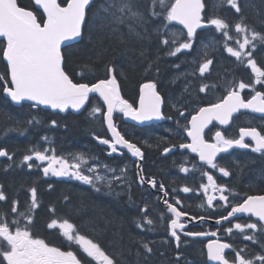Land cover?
Masks as SVG:
<instances>
[{"label": "snow or ice", "instance_id": "6c2138e0", "mask_svg": "<svg viewBox=\"0 0 264 264\" xmlns=\"http://www.w3.org/2000/svg\"><path fill=\"white\" fill-rule=\"evenodd\" d=\"M94 3L95 0H66V2L64 0L61 2L34 0L37 6L35 11L40 12L38 16L33 10H26L20 6L18 0H0V38H3L0 54L7 66V71L0 75V81L3 82L0 83V88L6 98H10V101L16 105L32 102L31 107L33 108L45 105L64 112L69 108L76 111L86 108L91 102V94H96L103 101V105H94L89 115L93 119L97 118V114L102 117L111 133V139L95 134L93 138L101 145L108 147L109 156L118 153L120 149H127L132 157L143 159L144 154L141 148L117 131L114 113H122L124 117H131L140 122L172 120V116H166L162 112L161 105L164 99L157 90V84L153 81L140 84L139 106L133 107L121 96L117 77L114 75V65L106 66V78L98 79L95 83L74 82L65 68L66 57L63 55V48L70 46V43L66 42L83 39L84 28L87 27L90 41L93 39L92 33L96 32L115 37L123 43L125 41L124 29H126V35L137 41L150 42L153 36L157 37L158 44L167 49L165 55L176 57L193 48L198 29L214 28L224 41L223 51L235 58L237 66L250 69L254 79L251 82H245L244 79L236 81L233 77V80L228 81L225 86L226 95L218 97L215 103L195 108L194 114H191V118L188 119L186 116L188 108L197 101L203 100L199 97V93H206L217 88L215 82H204L207 75L211 74L210 66L214 65V60L207 58L208 53L204 51L198 68L194 67L191 71L176 76L173 83L181 77L185 78L186 82L183 92L173 101L172 107L178 113L177 128H182L186 137L191 141L190 143H179L178 148L190 150L202 162L199 166L193 163V170L200 171L202 177L207 178V184L201 183L200 185L205 195L209 189L219 193L218 198L214 195H207L208 208L222 207L226 212V215H219L215 221L216 224L223 227L222 222L231 223L230 218H238L237 214L240 213L248 214L249 219L256 218L252 222L234 223L224 230L229 236L233 235L234 229L238 230L239 233L244 234L243 240L259 244L260 252L249 258L246 256L247 245L237 248L233 244L213 240L206 246L207 259L215 264H257V262L264 264V241L259 240L256 235L258 232L264 234V194L246 195V198L240 202L239 193L225 184H217L213 175L203 170V166L206 165L208 168L218 169L224 177L230 176V171L219 165L217 158L219 153H227L233 147L250 148L253 153L264 157V134L256 127L240 128L239 138H226L222 131L217 130L214 134V142L210 143L205 139V129L212 121H217L220 125H228L233 114L241 109H248L264 117V91L255 88L256 84L264 85V65H259L255 58L257 51L255 42L264 43V34L245 23L246 17L241 14L242 9L238 0H215L214 4L216 9L225 3L234 9L239 15V19L234 24H230L219 16H209L205 12L206 4L203 0H147V9L140 6V0H102L93 10ZM173 22L182 25V29L178 32L173 31ZM261 23H264V20ZM233 29L239 37L235 39V46L227 43L233 40L231 34ZM215 43L219 44L220 40L217 39ZM208 47V44L204 45L205 49ZM140 55H144L143 50ZM159 60L160 56L157 55L153 61H149L145 71H151ZM192 63L195 65L196 60ZM174 67L179 68L180 65L177 64ZM225 71L228 70L225 69ZM157 72H159L158 67ZM189 76L193 80H201L198 92L191 90L193 80H188ZM245 89H251L254 94L247 99L242 97L241 93ZM181 101L184 102L181 103ZM105 106L106 111L103 110ZM180 118H184L187 123L181 125ZM27 123L33 124L39 121L33 117ZM51 124L57 126V121L53 120ZM176 135L179 136L180 133L177 132ZM245 137L250 138L253 143H246ZM42 139L47 141L48 138L43 137ZM145 143L147 144V141ZM148 146L151 147L150 144ZM176 147L175 144H169L168 147L163 148L162 155L171 153ZM28 152L30 154L23 156L22 163L26 164L30 170L33 167L39 168L44 177L49 175L57 178L67 177L89 186L95 192H101L106 188L108 194L115 193L117 197L127 194L129 203H134L132 186L126 183V168H121L118 175L115 168L100 164L97 157L87 153L70 154L72 162H69V159L63 156L46 154L55 153L53 148L40 150L33 146L28 149ZM0 157L14 162V154L9 153L3 147H0ZM184 159L188 158L184 157ZM33 161L38 163H33ZM45 162L46 166H44ZM10 167L11 165H5L4 171H8ZM137 169V177L141 186L146 183L152 189L163 192L164 197L169 195L165 184H158L154 177H146L141 165L137 164ZM179 171L189 173L190 169L181 164ZM117 184L122 186L121 191H115ZM125 186L126 192L123 190ZM48 188L52 189L53 185L48 184ZM28 191L30 204L24 211L20 210L19 202L15 199L11 201L10 209V213L14 215L0 210V264H82V260L78 259L73 251H62L59 247L50 246L44 239L34 235L32 231L35 224L34 214L39 207L37 188L31 187ZM172 191L173 193L177 191L189 193L193 189L184 186L179 190L173 188ZM173 199L175 205H181L180 199L175 196ZM7 200L3 185H0V201L7 202ZM64 200H69V197L64 196ZM214 200H218L217 205L213 204ZM143 203V207H138L141 218H133V223L141 230L152 231L155 219L148 214L149 203L146 201ZM163 204L166 207V213L171 215L168 218L165 212H160L159 219L161 221L167 219L169 235L176 241V247L179 248L181 236L178 230L185 229L181 218L187 213L178 209L168 199H163ZM49 211L54 212V209L50 208ZM191 219H196V217ZM199 219L203 221L206 217L200 216ZM145 225L148 226L146 229ZM47 227L48 229L58 228L66 241L78 245L85 254L83 264H92L93 261L95 264H115L114 258L108 255L98 242L80 234L77 227L68 219H52ZM246 230H250L252 234H245ZM183 235L196 237L209 234L183 231ZM210 235L216 236L217 233L212 232ZM139 243L147 259L153 253V248L150 247L152 242L141 239ZM226 249H231L235 253L233 258H228L229 254L225 252ZM137 255L139 256V252ZM180 259L181 256L177 253L176 260Z\"/></svg>", "mask_w": 264, "mask_h": 264}, {"label": "trees", "instance_id": "16d2710c", "mask_svg": "<svg viewBox=\"0 0 264 264\" xmlns=\"http://www.w3.org/2000/svg\"><path fill=\"white\" fill-rule=\"evenodd\" d=\"M100 2L102 0L95 1L93 10ZM140 3L145 6H141L142 8L147 9V0H140ZM18 4L26 10H33L36 15H40L34 10L31 0H18ZM258 20L261 23L264 19L260 16ZM124 31L125 41L123 43L115 37H108L105 34L96 32L92 33L93 39L90 41L88 28L85 27L84 38L77 45L63 50V55L66 57L65 68L70 78L74 82L94 83L106 76V66L114 65V74L121 85L124 96L135 97L139 85L152 81V78H155L159 82L158 89L161 91L164 85L163 79L169 75L170 70L167 71L165 63L161 62L162 57L158 52V44L156 43V47L153 49V44H155L153 37L150 42L147 40L137 41L135 38L126 35V29ZM0 46H2V42H0ZM142 50L144 51L143 56L140 55ZM157 55L160 56L158 64H155L151 71L146 72L145 69L149 61H153ZM157 67L159 68V72H157ZM170 68L171 65L169 66ZM175 75L173 74L169 78L173 79ZM161 94L163 95L162 92ZM3 101L4 99L0 95V145L5 143L3 137H9L10 132L18 135L21 133V128L23 127L20 125L14 126L10 123L13 114L5 112ZM94 102V100H91L81 114H57L54 118L47 121L56 120L59 124L56 126V132L59 135L57 149H59V152L63 156L70 155V151H74L73 153H83L86 148L92 156L99 159L105 158L104 150L102 151V148L96 143V139L93 138L94 134L102 137L104 131L102 117L97 114V118L93 119L89 115ZM44 114L43 112V116ZM28 134L34 141V134L31 132ZM140 147L144 152L147 165H153L156 170H164L162 165L153 163V158L147 149H144L142 146ZM164 147L166 146L162 140L157 141L152 146V148H156L159 152ZM4 148L12 151L15 157H18L22 152L24 153L25 149L22 141L15 137L8 140ZM111 159L116 160V157L108 158L106 161L110 162ZM7 164L8 162L5 160L0 163V184L3 185V190L8 197L6 205L0 204V207L4 206L8 208L7 204H11V198H27L25 191L33 183V180L28 176L20 177L19 175L23 172L16 167L4 171V166ZM68 188L69 186L66 187L58 183L50 193H44V188L39 190V197H41L42 201L41 207L36 214V224L39 225L41 231L45 230V221L49 216L48 208H52L57 213L56 219L58 220L73 218V223L79 229V232L82 231L87 238L98 242L100 246L104 245L109 255L116 260L117 264L168 263L170 258L165 259L164 255H161L163 251L158 250L157 245L153 244L155 241L165 243V236L156 238L157 240L155 239L154 242L151 239H143L139 231L136 232L132 229L131 212L114 197V194L111 198H105V196L109 195L103 196V190L95 192L91 188L76 187L72 193ZM64 196H68L69 200L65 201ZM136 202L138 207H143L142 198H140L139 194H137ZM141 239L152 242L150 247H154V253L149 255L147 259H145L144 249L139 243ZM138 252L139 256L137 255ZM174 254L177 253H173L172 257H174ZM191 254L195 255V252L192 251Z\"/></svg>", "mask_w": 264, "mask_h": 264}, {"label": "flooded vegetation", "instance_id": "af4514ba", "mask_svg": "<svg viewBox=\"0 0 264 264\" xmlns=\"http://www.w3.org/2000/svg\"><path fill=\"white\" fill-rule=\"evenodd\" d=\"M238 3L240 4L243 11L245 10L246 12H248V16H247L246 20L248 22H251V23L256 22V21H254L256 15H254V16L251 15L253 11H257V10L258 11H264V0H244V1L238 0ZM207 7H208V5H207ZM210 7H211L210 10L212 9V12H216V13L224 11L226 8L231 9L230 6H228L227 4H224L219 9H216L214 7V5H212ZM262 17L264 19V16H262ZM258 25L262 29L261 34H264V23L259 22ZM218 54H219L218 52L208 54L207 58L215 59V62L217 63L218 57H216V56ZM255 54L259 60L263 61V59H264V47L262 46V48H257V51ZM195 58H196V60L199 61L200 55L196 56ZM162 61L165 63L166 66H168L167 71L170 70L169 76L173 75L171 73V68L169 69L170 62H168V65H167V62L165 60L161 59V62ZM189 63L191 65V62H189ZM260 65H264V63L260 64ZM215 70H216V68L213 69V71H215ZM172 81H173V79H171V78L165 79L164 80V87L165 88H168L170 86L173 87L172 91H170L172 93V98H173L174 94H176L177 92H180L182 90H179V89L176 90L177 87L174 86L176 84V82L173 83ZM171 87H170V89H171ZM193 87L194 86L191 85V90L193 92H196V90ZM182 89H183V87H182ZM257 90L264 91V87L257 88ZM163 95L165 96V94H163ZM210 96H213V94ZM125 98L127 99L128 102H130V101L132 102V99L135 101V97L125 95ZM167 98L169 99L168 93H167ZM183 102L184 101H181V103H183ZM197 102L200 104V101H197ZM167 108H168V111H167ZM172 113L178 114L173 108H171L169 106L164 107V114L166 116H171ZM193 113H194V105H192L188 108V111L186 112L187 118L189 119V117ZM172 117H173L172 120L166 119V122L163 125L166 133H163L164 137L162 139H159V140L164 141V144L166 147H168L169 144L177 145V147L175 148V151H172L171 153H169L167 155H162L163 150H161L160 152L156 148H150V150H149V153L153 158V163L158 164V165H162L164 167V170H156V168L151 164L147 165L146 168L143 167L144 175L146 177H154V178H155V176H159V179H156V178L155 179L158 181V184L159 183L165 184L166 190H168L167 184L169 183L170 180H169L168 176L165 175L164 172H167L169 166H171L172 164H174L176 162H178L180 165L181 162H183L185 160L184 157H188V155H189L186 150H182V149L178 148L179 143H181V142L187 143V138H186V133L183 131V129L177 128L176 118L178 116H172ZM180 122H187V121L184 118H180ZM249 127H256L258 131H262V134H264V118H258L257 119L256 117H253L250 115H238L237 117L233 118L231 120V123L225 128H221L217 124L212 123L210 129L205 133V139L210 143L214 142L213 138H214V134L217 130L222 131V133L226 136V138H238L240 128H249ZM169 130H171V131H169ZM172 131H173V134H171ZM177 132L180 133L179 136L176 135ZM58 137H59V135L55 138L56 141H59ZM159 140L153 139L152 142L150 143L151 146H154L156 144V142ZM245 142L252 144L250 141H245ZM232 154H247V155H251V156H260V154H258V153H253L250 148L249 149H241V148L232 149V150H230L229 155H232ZM226 155L227 154H225L223 156L225 157ZM229 155H227V156H229ZM262 158H264V157H262ZM144 159H145V155H144ZM33 163H38V162L33 161ZM146 163H147V161H146ZM218 164H219V161H218ZM224 167L230 171V176L224 177L222 175V173H220L218 171V169H211V168H208V166H203V170L208 171L209 174L213 175L217 184H225L228 187L234 189L235 192L239 193L240 194V196H239L240 202H242L243 198H246V195L264 194V171L260 170L262 166H259V162L257 160L255 163L256 168H254V165L249 164V163H243L239 166V172H235L233 174V176L236 177L235 180H236L237 185L231 181L232 171L230 170V166L226 165ZM121 168L127 169L126 183H130L132 186L131 192H132L134 203H129L127 194L120 196V197H117L118 198L117 200H119V202L121 204L125 205L126 209H128V211L131 212L132 229L136 232L139 231L140 234L142 235L143 239H145V240L149 239L151 236L146 232V230L140 231L139 228H137L135 226V223H133V218H137V219L141 218V214L138 211V204L136 202L137 201V194H139L140 198H142V203L145 201L149 203L150 207L148 209V214L150 217L155 219V222L157 224H160V220H159V214L156 213V209H158V208L160 209L159 205H161V197L159 194L155 195L153 193H149L147 191L146 187L140 188L138 186L137 177H136V174L134 171V165L131 162L128 163V161L126 159H124V160L120 159L118 161V166H117L118 175L120 174L119 170ZM27 169L30 170L28 167H27ZM38 169L39 168L33 167L31 170L38 171ZM197 173L200 175V177H202L200 171H198ZM19 176L21 177V176H26V175L24 173H21ZM50 177H53V176L50 175ZM202 178L204 180H206V184H207V178L206 177H202ZM54 180H56V179L54 178ZM254 181H255V183H253ZM46 184L55 185L56 183H53V182L50 183V181H49V182H46ZM121 190H122V186H120L118 184L117 191H121ZM123 190L125 192L127 191L126 186L123 188ZM156 190L158 191V189H156ZM207 195H214V196H217V198L219 197V193L213 192L211 189L208 190ZM207 195H205L204 190L202 189L201 195H199V196L188 195L185 197H176V198L181 200V205H178V207L180 210L187 213L188 216L196 217V219H199L200 216H205L207 219L215 221L219 217V215H221V214L226 215V212L223 210L222 207H218V208H214V209L208 208V206H207ZM13 199L22 201L24 198H11V200H13ZM170 200L175 203V200L171 196H170ZM0 203H3V201H0ZM217 203H218V200L213 201L214 205H217ZM220 203L222 204V202H220ZM4 205H6V202L4 203ZM7 205L9 207L11 206L9 204H7ZM142 206H144V203L142 204ZM2 209L4 210V208L0 207V210H2ZM229 210H230V208H229ZM247 222H249V219L243 215V216H240L238 218H233L231 220V223L224 222L222 224L223 227H221V226L216 227V226H211V225L210 226L209 225H205V226L204 225H198V226L190 227L187 230H181L179 232V235L181 236L180 247L179 248L176 247L174 239H172V240L169 239V241L165 244V246L162 250L164 258L165 259L170 258V260L168 261V263L170 262L169 264H211L207 259V255L205 253V247H206L207 241L212 240V237H209L206 239H198L197 238V239H192L193 240L192 241V240H188L186 238L187 236L183 235V231L202 232V233H208L209 234V235H204V236H212V235H210V233L216 232L217 233L216 237L220 241H224L226 243L233 244L237 248L243 247L244 245H247L248 246L247 250L249 252L248 254H249V258H250V257L254 256L257 252L261 251L260 245L259 244H253L251 241H245L241 237H238V236L235 238V234L239 233L238 230L234 229L233 235H231V236H229V234L227 232H225V230H224L228 227H231L232 224H234V223H247ZM183 224H185V222ZM146 228H147V226H145V229ZM32 231H33L34 235L38 238H42L41 237L42 235L48 236L49 239H44V240L50 246L59 247L62 251H68L69 250V249H65L61 245L56 244L54 239L50 238L51 236L54 235V233H57L58 228L51 229L50 231H47V230L41 231L39 225L35 224V227H34V229H32ZM239 234H241V233H239ZM245 234L251 235L252 233L250 230H246ZM135 235H137V234H135ZM256 235H257V238L259 240L264 241V238H260L259 232L256 233ZM152 242H154V241L152 240ZM191 242H193V243L191 244ZM235 243H237V245ZM153 244H156L157 245L156 247H158L160 249L161 246L158 242L155 241V243H153ZM152 248H154V247H152ZM171 249H172V251H171ZM70 250L73 251L74 254L77 255L78 259L82 260V264H83L84 257L80 253H77L72 249H70ZM192 251L195 252V255L191 254ZM173 253H179L181 256V259L179 261L174 260V257H172ZM227 253L229 254V256H228L229 259L233 258L235 255V253L232 252L231 249ZM176 255L177 254H174V256H176ZM192 260H193V262H192ZM150 261H152V260H150ZM92 264H95V262L93 261ZM152 264H154V263H152ZM257 264H259V262H257Z\"/></svg>", "mask_w": 264, "mask_h": 264}, {"label": "rangeland", "instance_id": "374dc122", "mask_svg": "<svg viewBox=\"0 0 264 264\" xmlns=\"http://www.w3.org/2000/svg\"><path fill=\"white\" fill-rule=\"evenodd\" d=\"M211 4H215V0H208ZM140 6H142V7H145L142 3H140ZM221 14H223L224 12L222 11V12H220ZM212 13H210V15H211ZM252 16H254V15H256L257 17H255V19H256V22H257V24L259 23V18H260V16H264V11H253L252 12V14H251ZM246 16H248V12H246ZM255 19H254V21H255ZM255 22V23H256ZM235 23V21L233 22V23H231V24H234ZM172 30L173 31H179V30H177V29H175V28H173L172 27ZM232 36H233V40L232 41H228L227 43H229V45H231V46H235V44H234V42H235V39H237V38H239V37H237V34L234 32V29H233V31H232ZM206 37H209V38H211V39H209V40H202L201 42H200V44H201V47L202 48H204V45L205 44H208L209 45V47L207 48V49H205L204 48V50H207L208 51V53L209 54H211V53H216V52H218L219 53V56L221 57V55H223V56H226V58H229V59H227V61L225 62V63H223V64H221L220 62H217L216 63V70L215 71H213V73H212V76H213V78H214V82L216 83V82H218L219 80H227V79H229V80H232V78L230 77V76H228V74L230 73V71H232V70H234V69H236V67H237V69L239 70V73H241V74H243L244 72H246L247 74H248V76H246L245 78H246V80H245V82H251L253 79H254V77H253V75H252V73H251V70L250 69H247V68H244V67H242V66H237L236 65V63H235V58L234 57H230L229 56V54L227 53V52H225V51H223V46H224V41H223V39H222V37H220V34L219 33H216L215 31L213 32V34L212 35H208V34H206ZM153 39H154V41H155V44H153V49H155L154 47H156V43L158 44V41H157V39L153 36ZM217 39H219L220 40V43L219 44H216L215 43V41L217 40ZM210 43H214L215 44V46L214 47H210ZM159 47V55L162 57V59L163 60H168V58L170 57V56H166V55H164L163 53H162V50H161V48H160V45H158L157 46V48ZM156 48V49H157ZM193 51H195L196 50V46H194L193 47V49H192ZM198 50H199V47H198ZM189 51V50H188ZM182 54H183V52H182ZM182 54H178L176 57H171V58H173V59H175V62H176V60H180L181 59V56H182ZM194 56H197V53L194 55ZM222 58V57H221ZM255 58H256V60H258V58L255 56ZM233 59V61H234V64L233 63H231L230 61ZM193 60H196V58L195 57H193L191 60H190V62H191V65H190V63H189V69H187L186 70V72H189V71H191L192 69H193V67H196V65L198 64V60H196V64L195 65H193V63H192V61ZM174 62V63H175ZM184 63H186V61L184 60L183 61ZM264 63V59H263V61H262V63L261 64H263ZM228 65H232L231 67H230V70H228V71H225L224 70V68H226V66H228ZM234 66H236V67H234ZM167 68H168V66H166ZM197 68V67H196ZM221 68V69H220ZM221 70V71H220ZM166 73V72H165ZM238 72H235L234 73V77H235V74H237L238 76L240 75ZM179 75V74H178ZM178 75H175V77L176 76H178ZM170 76L168 75L165 79H167V78H169ZM174 77V78H175ZM173 78V79H174ZM165 79H163V80H165ZM182 79H183V77H181L180 79H178V80H176L175 82H178V84L179 83H181V81H182ZM212 79V77L210 78V80ZM209 80V81H210ZM196 81L198 82V84L200 85V83H201V80H199V79H196ZM206 81L208 82V79H206ZM205 82V81H204ZM256 85H259V84H256ZM164 86V85H163ZM171 87V86H170ZM170 87H168V88H165V97H166V99L168 100V102H169V104L170 103H172L173 101H175L176 99H177V97H179L180 95H181V93L183 92V89H181L182 91H180V92H177L176 94H174L173 95V98H172V93L170 92V91H172V89H173V87H171V89H170ZM212 90H214V89H212ZM246 90V89H245ZM176 92V91H175ZM223 92H224V90H223ZM167 93H168V97H169V99L167 98ZM210 99H213V100H217L218 99V95H217V92H215L214 94H213V96L211 97V96H206L205 98H204V100H210ZM10 134H11V132H10ZM64 157H70V155H67V156H64ZM248 183V182H247ZM246 183V184H247ZM78 246V245H77Z\"/></svg>", "mask_w": 264, "mask_h": 264}, {"label": "water", "instance_id": "95a60500", "mask_svg": "<svg viewBox=\"0 0 264 264\" xmlns=\"http://www.w3.org/2000/svg\"><path fill=\"white\" fill-rule=\"evenodd\" d=\"M32 1H33V4H34V0H32ZM58 1H59V0H58ZM34 5H35V4H34ZM35 7H37V6H35ZM41 11H42V10H41ZM173 24L176 25V26H178V27H180V28L183 27L182 25L175 24L174 22H173ZM198 30H199V29H198ZM184 31L186 32V30H184ZM78 41H79V39H78L77 41H74V42H66V43H70V45H72V44H75V43L78 42ZM92 95H96V94H91V96H92ZM97 96H98V95H97ZM102 102H103V101H102ZM25 103H32V102H25ZM138 105H139V104H138ZM39 106L44 107V108H46V109H49V110H51V111H53V112L59 111L58 109H51L50 107L45 106V105H39ZM161 107H162V105H161ZM105 109H106V106H105ZM66 111L73 112V113H77V112H79V111L73 110V109H71V108L65 110L64 112H66ZM80 111H81V110H80ZM105 111H106V110H105ZM59 112H60V111H59ZM126 120H127L128 122H131V123H135V122H136V120H133L131 117H126ZM152 121H156V120H152ZM145 122H146V121H144V122H139L138 125H141V123H145ZM150 122H151V121H150ZM104 125H105V128H106V130H107V132H108V134H109V136H110V139H111V133L108 131V129H107V125H106L105 123H104ZM118 147H119V146H118ZM122 150L126 151V152L128 153V155L131 156V153H129L127 149H122ZM131 157H132V156H131ZM132 158L134 159V157H132ZM165 209H166V207H165ZM242 215H246V216L249 217L248 214H243V213L237 214L238 217H240V216H242ZM184 219H186V220L188 221L189 226H191V225H195V224L198 223V222H193L190 218H186V217H182V218H181V220H184ZM251 219L256 220L255 217H251ZM212 225H218V224H216V222H213ZM226 250H227V249H226ZM226 250H225V251H226ZM212 263H215V262H212Z\"/></svg>", "mask_w": 264, "mask_h": 264}, {"label": "bare ground", "instance_id": "6f19581e", "mask_svg": "<svg viewBox=\"0 0 264 264\" xmlns=\"http://www.w3.org/2000/svg\"><path fill=\"white\" fill-rule=\"evenodd\" d=\"M132 84V83H131ZM69 147V146H68ZM24 196V195H23ZM22 198V197H21Z\"/></svg>", "mask_w": 264, "mask_h": 264}]
</instances>
